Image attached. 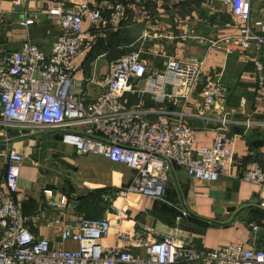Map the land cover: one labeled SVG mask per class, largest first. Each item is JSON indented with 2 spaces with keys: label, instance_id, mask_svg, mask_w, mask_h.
Wrapping results in <instances>:
<instances>
[{
  "label": "built area",
  "instance_id": "built-area-1",
  "mask_svg": "<svg viewBox=\"0 0 264 264\" xmlns=\"http://www.w3.org/2000/svg\"><path fill=\"white\" fill-rule=\"evenodd\" d=\"M165 1L127 0L123 4L119 0H103L104 5L114 7L109 19L104 15L105 9L95 5L68 6L64 2H52L44 14L59 23L62 33L52 41L49 54L27 41L14 51L0 48V126L3 129L18 128L31 134L56 131L63 145L72 146L81 154L101 155L135 172L128 186L108 195L107 217H83L73 226L64 225L61 242L78 244L76 250H65L37 237L29 228L31 219L16 205L14 198L25 158L6 141L0 147L5 169L0 184V264H176L179 261L264 264L263 250H246L237 243L218 250L196 249L180 244L172 235L158 234L145 227L133 231L125 226L129 211L139 208L143 198L166 203L167 172L171 167L185 170L190 178L210 183L222 175L231 176L225 167H231L234 162L235 137L226 129L230 123L226 118L217 119L211 146L196 149L197 130L189 120L192 115L180 113L174 117L164 110L151 121L145 110L138 106L128 108L122 100L125 94L135 92L133 81L149 74L150 87L145 92L155 102L174 99L165 92L167 84L174 87L176 99L188 102L201 86L203 60L168 57L162 71H149L141 59L143 52L133 50L109 62L101 77H89L85 84L76 81L78 59L96 45L100 32L109 27L117 29L126 13L134 8L143 13L147 5L159 6ZM217 1L229 8L233 19L245 23L237 35L219 40L225 54L264 45V22L251 18L253 0ZM11 3L14 8H20L19 0ZM22 14L25 25L33 24L34 14L24 10ZM86 23L89 31L84 29ZM255 78L259 90L264 91V65L260 61L255 62ZM89 85L97 91L94 98L88 93ZM223 92L219 79L208 80L200 95L205 106L213 107ZM243 125L264 127V123L249 120ZM238 177L264 186V173L256 162ZM44 194L49 208L59 210L66 203L65 196L57 202L47 191ZM258 206L264 210V198ZM181 216H187V212L182 211ZM132 249L143 250L145 256H135Z\"/></svg>",
  "mask_w": 264,
  "mask_h": 264
},
{
  "label": "crops",
  "instance_id": "crops-1",
  "mask_svg": "<svg viewBox=\"0 0 264 264\" xmlns=\"http://www.w3.org/2000/svg\"><path fill=\"white\" fill-rule=\"evenodd\" d=\"M19 1L20 8L16 9L12 0H1V49L14 51L27 41L49 54L52 41L62 33L59 23L44 14L52 2H64L68 6L95 5L105 9L107 19L114 13L113 5H104L103 0ZM119 1L127 3V0ZM165 2L159 6L147 5L143 13L134 8L126 13L117 29L109 27L100 32L96 45L78 59L76 81L85 84L89 77H101L109 62L133 50L143 52L141 59L149 71H162L168 57L203 60L201 86L188 102L176 99L175 89L170 84L165 86V92L174 99L155 102L145 92L150 87L149 74L133 81L135 92L125 94L122 100L128 108L138 106L145 110L151 121L164 110L174 117L180 113L192 115L189 120L197 130L196 149L211 146L217 119L226 118L230 122L226 129L235 137L234 162L231 167H225L231 176L222 175L210 183L190 178L185 170L171 167L167 172L166 203L143 198L139 208L129 211L125 226L133 231L145 227L158 234L172 235L180 244L196 249L218 250L237 243L246 250L264 251V210L258 206L264 198V186L238 177L253 162L259 164L264 173V127L245 128L243 125L247 120L264 123V91L259 90L255 78V62L264 65V45L225 54L219 40L237 35L245 25L231 17L227 6L217 0ZM22 10L34 14L33 24H24ZM251 18L264 22L263 0L252 1ZM84 29L90 30L87 23ZM217 79L224 86L223 96L213 107L205 106L200 90L206 81ZM87 90L92 98L97 95L93 86L89 85ZM6 141L25 158L14 198L16 205L31 219L29 228L37 237L65 250H76L78 244L61 242L64 225L73 226L83 217H107L108 195L128 186L135 175L123 164H113L98 154H81L72 146L63 145L56 131L31 134L0 126V147ZM4 173L0 158V184ZM45 191L57 202L65 196L64 206L59 210L46 206ZM182 211L187 212V216H181ZM131 252L145 256L141 249ZM176 264L193 263L179 261Z\"/></svg>",
  "mask_w": 264,
  "mask_h": 264
},
{
  "label": "rangeland",
  "instance_id": "rangeland-1",
  "mask_svg": "<svg viewBox=\"0 0 264 264\" xmlns=\"http://www.w3.org/2000/svg\"><path fill=\"white\" fill-rule=\"evenodd\" d=\"M0 20H1V16H0ZM0 30H3V24L1 21H0Z\"/></svg>",
  "mask_w": 264,
  "mask_h": 264
}]
</instances>
